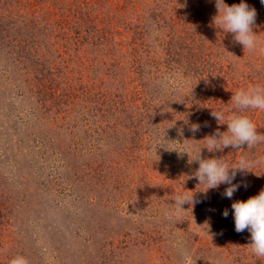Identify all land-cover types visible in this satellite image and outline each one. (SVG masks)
Masks as SVG:
<instances>
[{"label": "rangeland", "instance_id": "1", "mask_svg": "<svg viewBox=\"0 0 264 264\" xmlns=\"http://www.w3.org/2000/svg\"><path fill=\"white\" fill-rule=\"evenodd\" d=\"M111 1L112 7L125 6L139 12L134 22L140 28L143 25L145 42L153 48L156 60L167 61L158 43L160 32L169 27L158 17L150 18L158 12L171 18L169 12L159 10L156 3L160 0H132L131 7L129 0ZM246 1L264 10L260 0ZM30 2L29 11L35 6L34 16L43 7L57 9L58 13L67 9L58 5L65 0ZM239 2L225 0L228 5ZM198 7L195 15L214 25L215 0H201ZM107 9L110 6L102 10L103 19L94 27L100 32L112 31ZM4 14L0 2V16ZM45 21L48 19H36ZM123 29L117 28L120 35L114 40L128 39L129 33ZM217 37L226 44L227 56L222 57L225 70L217 81L206 77L205 71L200 74L206 77L203 83L208 85L209 101L214 94L220 98L213 110L223 108L227 115L233 108L232 92L264 85V78L257 77L258 71H264V67L258 69L264 66V56L244 49L230 33ZM44 41L49 45L57 38ZM12 47L0 45V264H9L17 255L25 257L27 264H264V257L250 251L247 229L235 231L231 211L227 217L222 215L233 200H246L264 188V142L253 148L260 163L253 159L251 171L237 172L233 183L240 186L231 198L223 195L225 184L206 194L200 192L205 185L198 184L192 175L198 162H189L187 153L168 150L187 148L191 159L204 145L201 129L190 131L192 123L201 125L205 121L195 120L186 110L191 91L188 85L192 83L187 78L191 73L184 74L186 67L177 68L169 62L170 68L164 67L160 78L149 76L143 89L145 102L135 103L140 104L141 117L133 112L137 117L133 118V128L129 125L130 132H126L123 120L119 132L103 134L98 122L86 119L85 102L68 109L62 101L37 93L34 84L41 82V74L23 68L15 58L17 48ZM155 48H159L157 53ZM127 49L123 43L112 55L120 59ZM71 50L62 51V57L83 51ZM227 61L230 64L226 69ZM64 66L63 71L69 72L68 65ZM90 78L83 75L82 80ZM234 110L249 115L258 132L264 129V117L262 120L257 115L258 110ZM217 128L225 131L227 124ZM132 135L136 137L134 146L122 150ZM159 140L164 141V147L156 148ZM227 149L211 153L202 147L201 157L215 156L234 166L240 156H232ZM180 191L188 196L193 193L199 202L183 204L186 210L169 218L165 213L174 207L173 197Z\"/></svg>", "mask_w": 264, "mask_h": 264}, {"label": "trees", "instance_id": "2", "mask_svg": "<svg viewBox=\"0 0 264 264\" xmlns=\"http://www.w3.org/2000/svg\"><path fill=\"white\" fill-rule=\"evenodd\" d=\"M131 1H128L130 7L134 3ZM0 2L5 10V14L0 16V45L16 47L15 58L23 63V68L29 70L31 68L32 74H41V82L34 84L37 93L41 92L53 101L56 99L62 101L63 107L68 109L74 106L78 108L85 102L86 119L89 121V118H92L93 124L98 122L97 126L103 134L110 130L119 132L121 128L118 125L123 120L127 125L126 132H130L128 128L134 125L133 118L137 117L133 112L136 110L141 117L138 112L140 104L135 103L137 100L143 101L146 79L149 80V76L160 78V72L164 67L166 70L170 68L169 62L179 66L177 68L186 67L188 70L187 73L183 72L185 75L191 73L187 77L192 79V83L188 85L191 91L187 97L190 102L186 110L195 120L205 121L200 127L201 134L205 137L222 126L210 119L211 109L220 98L214 94V97L210 98L213 101H209L206 97L208 85L203 81L209 76L217 81L221 72L225 70L222 57L226 59L227 56L226 44L217 35L220 34L222 37L229 33H222L215 25L203 21L201 15H195L198 13L201 0H160L156 3L159 4L160 11H167L171 15L170 19L162 12L150 16L151 20L158 17L165 22V27H169L167 31L160 32L162 39L158 43L161 54H164L163 58L167 60L163 62L161 59L156 60L153 48L145 42L143 25L141 24L140 28L134 22L139 12L127 10L125 6L112 7L114 2L111 0H65V3L63 1L58 5L60 7L66 5V11L61 9L58 13L57 9L50 11L43 7L38 16H34L33 13L35 6L29 11L30 0ZM38 3L39 6L42 4L41 1ZM35 4L33 2L32 5ZM109 6L107 13L110 12L112 31L100 32V28L94 27L103 19L102 10ZM255 9L257 15L253 31L259 34L260 47H264V10L261 11L259 5L255 6ZM37 17L48 21L36 22ZM120 26H123V32L129 33L125 42L113 39L115 35H120L117 30ZM51 37H56L57 41L49 42L51 44L48 45L44 40ZM123 43L128 48L125 53H121L125 59L121 55L120 59H116L112 55L113 51L120 48ZM61 48L63 52L68 48H72V52H76L77 49L83 51L62 57ZM159 48H155L156 53ZM194 50L197 51L191 54ZM253 52L259 57L264 56V52L259 50ZM146 58L150 61L145 60ZM262 60L264 61V58ZM62 64L64 67L68 65L69 72L73 74L65 75L64 73L69 72L63 71ZM229 64L227 61L226 69ZM256 65L259 66V62ZM204 71L206 77L200 74ZM83 75L91 76L90 80L83 81ZM257 77L263 79L264 71H258ZM207 92L211 94L210 89H207ZM149 96L151 97V94ZM257 112L262 119L264 111ZM115 127L116 129H113ZM260 132L264 133V129ZM129 140V144L126 143L122 150L134 146L136 137L132 135ZM241 147L242 149H233L228 146L227 150L232 156L244 154L260 163L259 158L256 159L258 154H254L255 146ZM226 208L232 212L231 208Z\"/></svg>", "mask_w": 264, "mask_h": 264}, {"label": "clouds", "instance_id": "3", "mask_svg": "<svg viewBox=\"0 0 264 264\" xmlns=\"http://www.w3.org/2000/svg\"><path fill=\"white\" fill-rule=\"evenodd\" d=\"M260 2L264 4V0H260ZM215 7L217 13L213 16L212 22L222 33H232L234 40L241 44L244 49L264 52V47H260L259 34L253 31L257 15L254 7L249 6L246 0H240L239 3L232 5L225 3V0H215ZM230 100L233 109L264 111V85L254 84L238 88L232 92ZM210 114L216 118L218 124L226 123L227 129L221 131L217 128L212 134L206 135L202 139L204 140L202 147L206 148L208 152L214 153L228 146L233 149H240V146L245 144L247 148H251L264 142V133L258 132L257 126L250 116L243 114L242 111L230 110L226 115L225 110L220 108L211 109ZM200 127L199 123H192L190 131L195 133L200 130ZM163 145L164 141L159 140L156 143V148ZM201 148L196 154L192 155L191 159L190 151L187 148L168 150L187 153L189 162L193 160L198 162V168L192 175L197 178L198 184L205 185L203 190H199L200 192L206 194L209 189L225 184L227 187H225L223 195L231 198L240 186L239 182L233 183L237 172L251 171L253 161L246 155L241 154L240 159L233 166L230 162L215 156L202 158ZM173 200L172 205L174 207L165 213L169 218L186 210L182 207L183 204L188 203L191 206L199 202L194 200L193 193L188 196L183 191L178 192ZM231 209L235 231L242 232L247 229L250 233L251 253L256 257H264V188H261L257 194L249 196L246 200H233ZM228 214L229 211L225 208L222 215L227 217ZM9 264H27V260L22 255H17L9 261Z\"/></svg>", "mask_w": 264, "mask_h": 264}]
</instances>
